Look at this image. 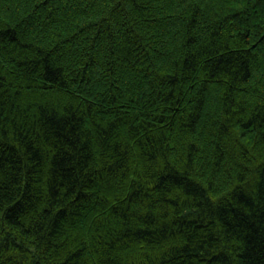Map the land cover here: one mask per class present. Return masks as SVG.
<instances>
[{
  "label": "trees",
  "instance_id": "1",
  "mask_svg": "<svg viewBox=\"0 0 264 264\" xmlns=\"http://www.w3.org/2000/svg\"><path fill=\"white\" fill-rule=\"evenodd\" d=\"M0 264H264V0H0Z\"/></svg>",
  "mask_w": 264,
  "mask_h": 264
}]
</instances>
